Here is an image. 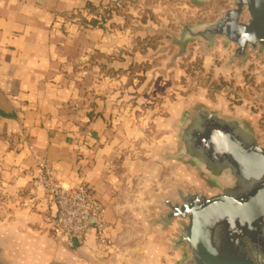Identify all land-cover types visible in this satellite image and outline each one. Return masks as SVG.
I'll list each match as a JSON object with an SVG mask.
<instances>
[{"label": "crops", "instance_id": "obj_1", "mask_svg": "<svg viewBox=\"0 0 264 264\" xmlns=\"http://www.w3.org/2000/svg\"><path fill=\"white\" fill-rule=\"evenodd\" d=\"M109 1L0 0V264H140L172 238L140 211V173L120 155L137 127H115L143 113L121 91L140 83L133 70L148 60L155 21H169L166 2ZM42 159L62 186L89 187L105 205L108 245L94 228L73 248L52 240L57 208L35 183Z\"/></svg>", "mask_w": 264, "mask_h": 264}, {"label": "rangeland", "instance_id": "obj_2", "mask_svg": "<svg viewBox=\"0 0 264 264\" xmlns=\"http://www.w3.org/2000/svg\"><path fill=\"white\" fill-rule=\"evenodd\" d=\"M165 2L163 12L169 21H155L156 36L149 40L150 50L145 53L148 60L144 67L133 70L139 73L140 83L121 91L130 95L128 99L134 100L143 113L116 118L119 122L115 124L137 127L130 135L124 133L131 144L119 151L129 163L124 167L140 173L131 175L137 185L140 211L147 216L154 212V219L165 210L163 199H177V188L206 195L218 192L180 156V129L197 110L207 108L225 117H240L250 125L253 116L252 127L264 144V54L249 49L246 58L235 57L236 45L225 38H217L212 46L198 39L179 42L182 24L215 22L224 10L234 6L232 0ZM173 226L179 232L180 225L174 222ZM171 239L160 240V258L140 264H181L183 252L174 248Z\"/></svg>", "mask_w": 264, "mask_h": 264}, {"label": "water", "instance_id": "obj_3", "mask_svg": "<svg viewBox=\"0 0 264 264\" xmlns=\"http://www.w3.org/2000/svg\"><path fill=\"white\" fill-rule=\"evenodd\" d=\"M232 2L215 22L182 24L179 42L198 39L212 46L225 38L236 45L235 57L246 58L249 49L264 54V0ZM180 133L184 163L218 192L177 188V199L162 200L165 210L153 224H161L174 248L182 250L181 264H264V144L254 128L243 118L201 108Z\"/></svg>", "mask_w": 264, "mask_h": 264}, {"label": "built area", "instance_id": "obj_4", "mask_svg": "<svg viewBox=\"0 0 264 264\" xmlns=\"http://www.w3.org/2000/svg\"><path fill=\"white\" fill-rule=\"evenodd\" d=\"M135 0H110L107 8L124 10ZM38 176L35 183L42 188L49 200L54 203L57 213L47 219L46 232L51 238L69 248L82 245L88 231L94 228L100 244L106 243L105 205L84 185L73 189L65 188L56 179L54 171L42 159L38 163Z\"/></svg>", "mask_w": 264, "mask_h": 264}]
</instances>
